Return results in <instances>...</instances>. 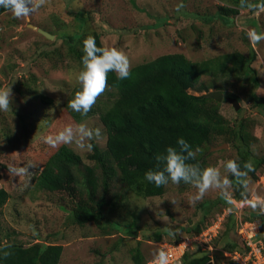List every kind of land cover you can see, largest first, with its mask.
I'll list each match as a JSON object with an SVG mask.
<instances>
[{"label": "rangeland", "instance_id": "rangeland-1", "mask_svg": "<svg viewBox=\"0 0 264 264\" xmlns=\"http://www.w3.org/2000/svg\"><path fill=\"white\" fill-rule=\"evenodd\" d=\"M36 3L37 0H33V4ZM181 3L183 7H179ZM247 3L250 7L240 8L239 15L231 22L221 21L215 15L221 0H43L29 17L18 18L11 11L0 15V87L10 86L12 90V111H0V159L4 165L0 169V188L9 194L0 212V243L60 245L62 252L58 264H133L130 250L138 246L146 263L153 264L159 245L174 240L166 233L169 228L175 231V236L184 237L185 229L201 217L199 209L202 206H211L223 196L231 198L233 174L225 164L233 159L241 168L243 165L238 148L219 137L205 146L204 168L218 169L221 180L227 177L229 185L209 187L200 199H194L199 192L195 185L169 181L162 196L141 198L114 180L106 200L125 193L126 206L117 213L104 206V228L89 221L73 223L68 211L79 200V193L56 184L64 168L53 166L52 156L59 147L66 146L79 155L84 165L91 167L93 162L88 159L91 151L80 148L75 142L53 147L46 142V137L69 124L83 123L93 130V137L86 138V144L93 141L99 149L105 150L108 139L114 138L97 116L76 120L65 106L72 91L79 86L76 78L83 68L82 62L70 54L67 35L82 34L86 39L92 33H100L102 46L122 50L131 67L164 54L180 53L191 61H199L231 52L247 55L253 47L256 57L251 66L259 81L255 93L264 100V41L253 44L246 34L249 29L264 31V9L257 7L259 0H247ZM251 15L257 21L255 26L244 25L248 24L246 17ZM31 26L43 29L54 39H47ZM213 80L202 78L208 83ZM216 84L225 88L220 91L223 95L220 113L230 124L237 123L235 128L243 125L242 132L249 137L251 157L264 158V105L255 107L247 100L248 91L243 80L218 78ZM214 91L210 89L209 92ZM106 93L105 90L97 100L106 99ZM37 94L47 101L40 100ZM227 98L238 101L237 110ZM96 129H99L98 136ZM111 146L116 170L132 169L133 159L118 142H111ZM10 165H31L27 183L24 177L13 176ZM263 167H258L256 174ZM43 172L49 179V186L40 189L36 187V176ZM245 181L244 189L254 199L243 206L242 214L233 206L218 204L212 207L203 220V224L218 226L210 228L211 232L217 233L219 228L224 230L229 209L235 212L238 220H243L246 212L264 213V184L251 175H247ZM101 193L99 187L96 194ZM236 204L238 208L241 206ZM129 212L134 213V217ZM132 218L136 219L134 236L128 235L124 228L127 227L124 223ZM106 222H119L122 228L114 229ZM237 229L236 224L230 234L236 241L240 237ZM157 235L162 239L157 241ZM212 250L213 245L209 251ZM214 263L216 261L210 262Z\"/></svg>", "mask_w": 264, "mask_h": 264}, {"label": "trees", "instance_id": "trees-1", "mask_svg": "<svg viewBox=\"0 0 264 264\" xmlns=\"http://www.w3.org/2000/svg\"><path fill=\"white\" fill-rule=\"evenodd\" d=\"M250 5L247 0H221L215 15L221 21L231 22L234 16L239 15L240 8H247ZM6 12L9 10L0 8V15ZM246 18L248 19V24H244L246 26L249 24L255 26L257 23L252 15ZM91 35L96 38L97 45L103 47L100 41L101 34L96 32ZM65 39L70 54L81 62L84 54L83 35H67ZM249 50L247 55L231 52L199 61H191L180 53L164 54L131 67L130 76L123 80L118 79L115 72H109L108 86L105 89L106 99L102 100L103 97H100L86 115L74 112L69 107V101L79 89L77 86L65 104L72 117L78 120L86 116H97L106 131H111L114 138L108 139L105 150L99 149L98 145L91 141L93 147L91 154L88 155V159L93 162L91 167L84 165L79 155L66 146L59 147L53 154L52 165L56 168H64L62 172H59L56 184L79 193V200L73 209L68 211L69 220L73 223L94 222L98 227L104 228V206L115 210L116 213L121 207L126 206L125 193L114 195L112 199L106 200V193L114 180L122 183L127 190L138 197L162 196L166 185L156 187L145 179L144 174L149 169L156 168L158 163L155 160L156 155L164 153L168 146L179 147L176 144L179 137H183L194 152V157L187 162L199 164L202 169L205 166L203 154L205 146L207 147L211 139L223 137L225 141L238 148L242 165L245 162H251L252 170H244L256 181V170L264 166V158L253 159L251 157L250 141L248 135L242 132L243 125L240 124L239 129L235 128L237 123L230 124L220 113V102L206 97L210 89L215 91L225 89L223 85L216 84L218 78L243 80L246 83L244 85L247 86V100L253 102L255 107H263V98L255 93L259 81L251 66L256 54L253 47ZM203 77H211L214 80L208 83L202 81ZM229 95L237 97L236 94ZM36 96L44 102L47 101L40 94ZM113 141L118 142L127 156L133 159L132 169L125 172L116 170V158L111 146ZM3 167L0 159V169ZM230 180L233 190L232 197L242 202L247 200L249 193L244 189L245 177L237 178L233 175ZM48 186L49 179L45 172L39 173L36 176V187L45 189ZM99 187L102 188V193L97 196ZM8 198V192L0 188V212ZM218 204L231 206L230 197H220L218 201H214L211 206L207 205L206 208L202 206L203 208L199 209L201 217L198 216L199 218L185 229L186 236L181 238L175 236L174 240L167 242L177 244L184 238L196 237L203 228L211 224H203L204 217L212 207ZM129 213L134 217V213ZM234 213L231 209L223 223L224 230H221L218 237L212 241L213 246H217L214 255L216 264H233L229 259L224 258L223 252L231 253L237 249H246L244 245L242 247L241 243L230 237L236 225ZM244 218L249 221L260 218V236L264 239V217L250 211L246 212ZM124 224H127V227H124L125 232L134 236L136 219L132 218V221ZM108 225L118 230L122 228L119 222ZM166 233L168 234V231ZM156 238L157 241L162 239L159 235ZM193 249L196 250L192 251ZM4 252H8L9 255L4 256ZM61 252L62 247L56 244L35 242L25 246L12 242L0 243V264H58ZM130 254L133 264H147L138 246L132 247ZM210 259L207 251H200V246L193 243L185 251L181 264H210Z\"/></svg>", "mask_w": 264, "mask_h": 264}, {"label": "clouds", "instance_id": "clouds-1", "mask_svg": "<svg viewBox=\"0 0 264 264\" xmlns=\"http://www.w3.org/2000/svg\"><path fill=\"white\" fill-rule=\"evenodd\" d=\"M42 3L43 0H37L36 4H33V0H0V8L11 11L13 15L18 18L29 17ZM179 7H183V4L181 3ZM257 7L259 9H264V0H259ZM246 34L253 44L264 41V31L258 32L256 29H249ZM83 50L84 54L81 57L83 68L78 73L76 78L79 89L75 93L72 100L69 101V107L74 112L80 113L81 115H86L96 103L97 98L105 91L106 87L108 86L109 72H115L117 78L120 80L126 79L130 76L131 64L128 56L122 50H119L115 47H99L96 43V38L92 35L87 36V38L83 41ZM0 111H12V90L10 86L0 87ZM99 134V129H96L95 135L98 136ZM92 137L93 130L89 129L85 124L81 123L75 126L69 124L55 135H48L46 137V142L53 147L60 144H71L75 142L80 148L86 147L89 151H91L93 145L91 143L86 144L85 139H91ZM176 144L179 146L178 148L168 146L164 153L156 155L155 160L158 162L156 168L149 169L144 174L145 179L148 182L153 183L156 187L167 185L169 181L174 184H180L181 182L193 184L199 190L198 195L194 197V199H200L209 187L223 188L224 186L229 185L230 181L227 177L221 180L218 169L214 167L202 169L199 164H190L187 162L190 158L194 157V152L191 150L189 143L183 137L177 138ZM29 166L31 165H10L9 171L13 174V176L24 177L27 183L28 179L30 178ZM225 167L235 177L244 178L248 175V172L244 169L250 171L252 170L253 165L251 162H245L243 164V168H241V165L236 160L230 159L226 162ZM263 172L264 169L257 173V181L261 182L260 176L263 174ZM243 182L246 184V181ZM250 199L252 200L254 198L250 197L249 195V198L242 202L232 197L230 198V204L240 214H242L241 211L243 210V206L246 207L249 205L247 203L250 202ZM236 203H239L241 206L238 208ZM227 211L230 212V209ZM254 212L264 217V213L257 212L256 210ZM236 216L237 215L235 214V223L238 227L239 220ZM242 221L250 223L256 222L258 224L259 232L257 233V239H259L264 245V241L260 236V218L253 221H249L244 218ZM211 224L203 228V230L198 235L211 226ZM220 231L221 230L219 228L216 237H214L212 241L218 237ZM168 235L172 238H175L176 233L173 229L169 228ZM187 238L192 239L191 237ZM238 238V243H241L243 247V241L240 239V237ZM212 241L209 245L211 248L206 246L203 248L202 245L198 244L200 246V250L203 252L207 251L209 253V256L211 257L209 263L214 262V256L212 255L217 251V246H213V250L209 251L212 249ZM244 250L245 249L243 248L242 250L237 249L234 251L241 252ZM226 254H229V252H223L224 258L229 259L233 264H236ZM3 255L7 256L9 253L4 252ZM182 257L181 260L175 264H181ZM152 261L153 264H169L168 252L163 249L160 250L159 247V252L155 254Z\"/></svg>", "mask_w": 264, "mask_h": 264}, {"label": "built area", "instance_id": "built-area-1", "mask_svg": "<svg viewBox=\"0 0 264 264\" xmlns=\"http://www.w3.org/2000/svg\"><path fill=\"white\" fill-rule=\"evenodd\" d=\"M260 181L264 183V172L260 176ZM238 224L237 232L246 249L241 252L234 251L233 253L226 255L236 264H264V245L259 239H257V233L259 232L258 224L256 222H243L242 220H239ZM214 227L218 228L216 225H211L197 237L192 239L186 238L177 244L163 242L160 245V250L163 249L168 252L169 264H175L181 260L183 254L193 242L211 248L209 245L212 239L217 235V233L211 232L210 230V228L213 229Z\"/></svg>", "mask_w": 264, "mask_h": 264}, {"label": "water", "instance_id": "water-1", "mask_svg": "<svg viewBox=\"0 0 264 264\" xmlns=\"http://www.w3.org/2000/svg\"><path fill=\"white\" fill-rule=\"evenodd\" d=\"M33 29H35L38 33L46 37L47 39L53 40L54 37L50 33L44 31L41 28H36L35 26H31ZM206 97L214 99L217 102H220L222 100V93L220 91L210 92L206 95ZM227 101L234 107L235 110L238 109V101L233 98H227Z\"/></svg>", "mask_w": 264, "mask_h": 264}]
</instances>
